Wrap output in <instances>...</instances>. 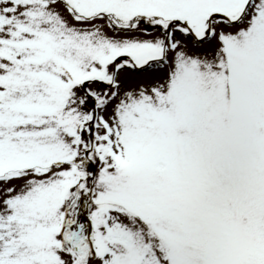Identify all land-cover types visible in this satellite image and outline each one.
<instances>
[{"label": "snow or ice", "instance_id": "6c2138e0", "mask_svg": "<svg viewBox=\"0 0 264 264\" xmlns=\"http://www.w3.org/2000/svg\"><path fill=\"white\" fill-rule=\"evenodd\" d=\"M0 264H264V0H0Z\"/></svg>", "mask_w": 264, "mask_h": 264}]
</instances>
